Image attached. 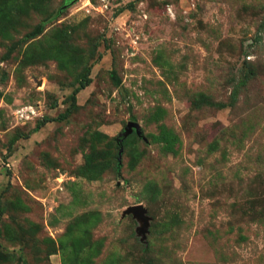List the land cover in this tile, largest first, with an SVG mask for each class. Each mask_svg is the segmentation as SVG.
Segmentation results:
<instances>
[{"label":"rangeland","instance_id":"obj_1","mask_svg":"<svg viewBox=\"0 0 264 264\" xmlns=\"http://www.w3.org/2000/svg\"><path fill=\"white\" fill-rule=\"evenodd\" d=\"M0 264H264V0H0Z\"/></svg>","mask_w":264,"mask_h":264},{"label":"trees","instance_id":"obj_2","mask_svg":"<svg viewBox=\"0 0 264 264\" xmlns=\"http://www.w3.org/2000/svg\"><path fill=\"white\" fill-rule=\"evenodd\" d=\"M90 83V78H88V74H85L82 77V80L79 81L78 85L72 90L71 94L66 98L69 101L68 108L63 112L58 114L55 118H44L42 119L39 124L35 127L34 131L38 130L40 127H42L44 124L48 122H59L64 120L67 115L69 114V111L72 107L75 105V95L84 90L85 87H87Z\"/></svg>","mask_w":264,"mask_h":264},{"label":"water","instance_id":"obj_3","mask_svg":"<svg viewBox=\"0 0 264 264\" xmlns=\"http://www.w3.org/2000/svg\"><path fill=\"white\" fill-rule=\"evenodd\" d=\"M132 129H134L135 132L137 133L138 130L137 125L133 122H128L124 128V131L121 134H119L115 139L117 144H120L122 140L131 133ZM126 212L131 213L136 219L140 220L142 222V226L146 225L147 220L143 215V209L141 208L140 205L131 206L127 209Z\"/></svg>","mask_w":264,"mask_h":264}]
</instances>
